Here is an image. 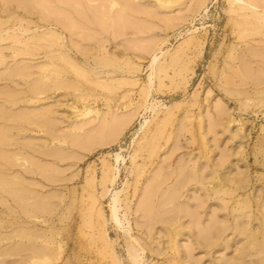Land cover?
<instances>
[{"label":"rangeland","instance_id":"rangeland-1","mask_svg":"<svg viewBox=\"0 0 264 264\" xmlns=\"http://www.w3.org/2000/svg\"><path fill=\"white\" fill-rule=\"evenodd\" d=\"M157 2L0 0V9L10 5L15 13L8 18L0 12V20L8 22L1 29H15L35 49L34 55L0 65V112L21 116L30 108L56 103L59 118L71 121L89 112L82 118L93 120L94 136L107 127L112 133L109 144L90 153L72 147L85 156L81 160L62 161L34 152V140L24 136H42L35 126L20 133L26 128L13 123L10 129L0 121V132L10 138L21 134L20 147L0 143V176L23 179L27 190L18 199L15 186L0 187L1 251L14 244L44 248L41 259L24 262L27 252H12L0 255V264H181L179 259L190 258L191 264H264V39H239L236 22L245 21V12L231 0H209L206 8H196L200 13L195 16L189 11L198 0ZM51 24L63 36L61 49L79 56L76 63L83 77L59 59L52 39H43ZM34 35L43 37L30 39ZM162 40L164 46H158ZM161 47L158 63L166 72L153 77L151 84L150 64ZM13 50L10 41L0 43L4 55ZM94 53L114 64L97 74ZM87 58L90 65L83 61ZM27 65L32 69L25 81L15 72ZM51 81L76 88L41 95L31 104L25 101L32 95L30 82ZM106 81L108 88L99 84ZM149 87L150 96L144 99ZM105 115L123 116L124 122L104 123ZM85 129L90 135V127ZM27 141L33 142V150L24 146ZM17 154L27 160H17ZM116 155L121 156L118 163ZM187 166L208 177L211 198L204 221L226 227L221 240L206 238L203 225L189 229L188 213L202 212L199 206L206 197L194 181L187 193L177 190ZM55 168L59 171L54 173ZM111 169L116 181L105 196L104 178L112 176ZM172 193L179 194L178 206L192 198L190 210L184 206V212L171 211ZM115 196L123 226L112 220ZM43 197H53V207H41ZM35 209H45L46 223L27 213ZM179 216L183 226L176 232L171 221ZM19 230L33 235L17 236ZM183 230L193 238L181 235ZM131 238L144 249L137 262L128 252Z\"/></svg>","mask_w":264,"mask_h":264},{"label":"bare ground","instance_id":"bare-ground-1","mask_svg":"<svg viewBox=\"0 0 264 264\" xmlns=\"http://www.w3.org/2000/svg\"><path fill=\"white\" fill-rule=\"evenodd\" d=\"M209 0H198V3L195 4V6H191L190 8V14H199L200 12H196V8H198L197 10H202V8H206V3ZM165 0H158V4L160 3V5H163L162 3H164ZM231 4H235L237 7V9L245 12L244 13V18L245 21L243 22H236L237 27L236 29L239 30V39H246V38H255L258 37L261 39V41H263L264 39V0H231ZM235 8V9H236ZM122 9V7H121ZM234 9V10H235ZM0 12L5 13L6 16L8 18H11L12 16H14V7L13 6H5L2 7L0 9ZM251 14V15H250ZM190 18V16H189ZM195 17H192L191 19H194ZM1 21V20H0ZM10 22V21H9ZM8 22L3 23L2 21L0 22V43L5 42V41H10V47L11 48H15L16 50H13L12 53L7 56L6 54L4 55L3 52H0V65L4 64L5 62H7L10 58L12 60L17 59L20 56H30V55H34L35 53V49H32L29 43H24L23 40H21V38H19V36L15 33V29H1L3 25L7 24ZM13 23V22H12ZM31 23V22H30ZM60 23V22H59ZM58 23V24H59ZM61 24V23H60ZM51 29L44 31V37L43 35H34L33 37H31L30 39L37 37L38 38H42L44 40H46V37L48 39H52L51 41L59 47L58 52H59V59H62L63 62L69 66L71 69H73L79 76H84L85 73L80 69V67L77 65L78 63H76L78 61L79 56H77V53H72V51H66L64 52L61 47L64 46V41L62 40L61 36L62 34L57 30V25H53L51 24ZM235 29V30H236ZM30 33L32 31V29H26L24 30L25 33L29 32ZM2 33H5L2 36ZM179 36L181 35V33H177ZM47 35V36H46ZM192 34H189V36H191ZM241 35V36H240ZM63 37V36H62ZM164 46L165 40H162L158 46ZM18 44H21V48L18 46ZM25 44V45H23ZM82 46V45H81ZM162 46V47H163ZM162 47L159 49L161 50L160 52H156L155 56H153L152 62L150 64L151 67V73L149 75V82L152 84V78L156 77L157 75H163L166 72V68H163L161 66L160 63H158L159 57H158V53H162ZM157 51V48H156ZM74 54V55H73ZM96 55V53H94ZM75 56V57H74ZM86 56H88L86 54ZM97 56V55H96ZM94 56L93 58L96 60V70H97V74H101L102 73V67H108L110 65H113L114 62L113 60H111L110 58L102 55V56ZM77 57V58H76ZM97 58V59H96ZM84 63L86 65H90V59H83ZM94 61V60H93ZM54 64H56V62H53ZM8 64H6L7 66ZM128 67H131L132 65L127 64ZM32 67L30 66V69L27 65V68L24 67V69L22 70H18L15 72L16 75H19L21 78H23L25 81H28V79L30 78L29 75V70L31 72ZM100 70V71H99ZM105 74H113L115 73V71H109V70H105L104 72ZM130 79V78H128ZM132 80V79H130ZM12 82V81H11ZM125 82V81H124ZM127 82V81H126ZM37 83V82H35ZM34 82H30V87H29V94L30 95L29 98H26V102L30 101V104L32 102H34L35 100H38L40 98L41 95L47 94V93H51L53 91H58V90H62V89H75L76 86H74L73 88H71L69 85H66L64 82H59V83H53V81H51L50 83H42V82H38L37 84H35ZM99 84L104 87V88H108L111 84L106 81V82H99ZM149 88H146L145 91H143V98L144 99H148V97L150 96L151 91L149 90ZM81 98V97H79ZM55 106H59V104H54V105H50V106H46V107H41V108H30V113H25L22 114L21 116H17L15 113H13L11 110L6 111V112H0V121H4V125L8 126V128H14L13 123H16V126H23L26 128L22 129L20 133H25L28 130L29 126L32 127H36V130L42 131L43 135L39 136V137H35L34 139H29L27 137V135L24 136V138L26 140H34V145H35V153L44 155V156H48L50 158H54V160H64L65 158L68 159H72V160H81L82 158H84L85 156L82 154H78L76 149L72 150V147L74 148H80L83 152L85 153H90L92 151H94L96 148L98 147H102L105 146L107 144L110 143V139H112V133H111V129H108L109 127L106 128V131L103 130L102 133H97L96 136H94L92 129V121L90 118L88 119H83L82 116H87L89 114V112H84L81 114H78L77 117H75V119H69L71 121H67L63 118H59L58 116H56L57 114V109H55ZM143 106V105H142ZM141 106V107H142ZM146 109L150 108L147 104L145 105ZM140 108V107H139ZM128 115V114H125ZM105 120L104 123H109L110 119H112V123L116 122L118 126H121V124L124 122V119H122V117H111L109 119V117H107V115L104 116ZM60 121V122H59ZM19 123V124H18ZM67 124L66 127L67 128H63V127H59V124ZM86 127H90L91 131H90V135H88L87 133H85L87 130L85 129ZM143 128V127H142ZM9 130V129H8ZM89 130V129H88ZM34 129H30V132H34ZM11 132V131H9ZM0 143L4 146H16V147H20V140L18 139V136L21 135L20 133L18 135H13L14 138H10L9 135H7V132H0ZM31 137V136H30ZM72 137L73 140L71 139ZM14 143H13V142ZM32 141H27V143L25 142L24 146H30V149L33 150V148L31 147L32 145ZM64 144V145H63ZM23 156V155H21ZM20 155H16V159L17 160H25L26 158L21 157ZM121 156L116 155V162L118 163L120 160ZM27 160V159H26ZM53 165H55V163H52ZM188 167V166H187ZM219 168H222V165L218 166ZM189 168V167H188ZM187 169V168H186ZM197 168L194 167L191 169L189 168L188 170L184 171V174L182 176V179L178 180L177 183V190H179L180 194L182 192L187 193L186 188L189 187V185L191 184L192 181H194L195 183H197V185H200V187L202 189H205V197L206 200L201 201L200 204V208H202V212L197 211L195 212V214H192L191 212L188 213V215L191 218V222L189 225V229L191 232H193V228L196 224L203 225V231L202 233H204V235H206V238H214L217 240H221L222 234L223 232H226V227L225 226H219L218 224H213V221H209L205 224L204 218L206 217V212H204V209L206 208V202L211 198V194H210V187L207 186L209 184V181L207 180L208 177L206 174L201 175L200 177L199 175V171L200 170H196ZM39 170H41V168L39 167ZM59 169L55 168V172H58ZM112 171V176L109 177H105L104 178V195L107 196L108 195V188H109V184H113L116 181V173H114V169H111ZM214 172L217 173L218 169L215 168ZM197 173V176H196ZM21 176V175H20ZM22 177V176H21ZM16 179V180H15ZM215 180H217V175H215L214 177ZM50 180V179H49ZM13 186L16 187V189H18L17 192H19L18 194H16V196L18 197V199H21L22 197V191H27L25 189V184L23 182V179H17V178H11L10 175L8 177H3L0 176V187H2V189H6L8 190V188L13 189ZM23 187V189H22ZM200 188V189H201ZM201 189V190H202ZM222 189V186H221ZM220 189V190H221ZM200 191V190H198ZM204 191V190H203ZM183 196V194H182ZM179 194H171V201H170V210H177L179 209L181 212H184L183 207L185 206L187 208V210H190V208L192 207V198L187 197L186 201L183 205L178 206L179 204V200L178 199ZM24 198H26V195H24ZM44 200V197H43ZM22 202V201H21ZM54 199L53 197L48 198L46 200H44L42 202V204L40 205L39 201H36V206L40 205L41 207H48L51 208L54 205ZM119 204H120V199L118 196L113 197L112 202L110 204L111 206V213H112V220H114L115 223H117L118 225H122L119 216H118V208H119ZM179 207V208H178ZM45 210V209H44ZM44 210H40V209H35L34 211H28L27 213L30 214V217L32 218H36L37 220L42 219V222L46 223L48 220L45 218V216H43L42 212H44ZM203 213V214H202ZM219 214V211H217L215 213V216H217ZM186 216V215H185ZM182 216L178 217L177 219H175L174 221L172 220L171 222H173V226L175 228V231L178 232V230L180 229L182 225L181 222ZM162 220L166 221V218H162ZM159 222V221H156ZM222 223H226V221L222 222ZM123 226V225H122ZM185 228V227H184ZM180 233V232H179ZM16 234H18L17 236H30V238L32 237L33 233L30 232H26V231H18ZM181 235H190V233L188 231L183 230L181 233ZM151 236H153V233H151ZM194 235H190L191 238H193ZM4 238L0 237V251H1V244L4 241ZM5 239H7V237H5ZM10 239V237L8 238ZM14 244V243H13ZM200 242H198V245H196V247H199ZM18 244H14L12 246H10L9 249L1 251L0 255H4L5 254H9L12 252H27L25 254V256L23 257L24 262H29L32 260H38L41 259L43 256H41L43 254L44 248L39 247V246H35L32 245L30 247V245L28 247H17ZM203 247H207L208 245H202ZM211 247V245H209L208 249ZM26 249V250H25ZM6 251V252H5ZM140 251H144V249H142L141 244L139 243V241L135 238H131L130 243L128 245V252L130 253V257L134 260V262H137L138 258H139V252ZM41 252V253H40ZM193 252V251H192ZM190 252V254L192 253ZM181 262V264H191V258L188 261L185 260H181L179 259ZM228 264H235V262H229Z\"/></svg>","mask_w":264,"mask_h":264}]
</instances>
